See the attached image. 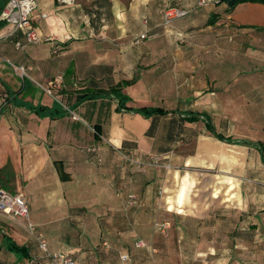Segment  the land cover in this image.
I'll return each mask as SVG.
<instances>
[{
    "label": "crops",
    "instance_id": "1",
    "mask_svg": "<svg viewBox=\"0 0 264 264\" xmlns=\"http://www.w3.org/2000/svg\"><path fill=\"white\" fill-rule=\"evenodd\" d=\"M92 1L66 5L36 0L32 26L43 40L17 48L16 42L24 43L23 31L0 37V91L6 95L0 98V189L27 197L31 218L47 238L49 250L70 253L76 264H141L144 252L152 258L159 232L152 222L159 216L171 219L169 210L186 219L175 227L177 242H192L197 259L228 264L235 255L222 242H232L239 227L264 233V193L243 198L240 181L227 175L217 186H230L225 177L234 180L236 197L231 203L223 201L220 190L223 206L210 202L218 199L212 194L192 212L187 193L180 212L174 204L170 207L168 201L176 193L166 186L161 190L166 210L154 209L152 215L151 208L126 209L121 191L115 190L125 182L126 155L142 159L157 155L172 161L174 169L167 172L172 171L176 190V175L187 171L181 174V167L210 168L221 159L223 168H228V158L217 150L221 145L252 150L247 167L257 166V159L264 166L262 139H237L222 132L223 120L231 124L239 120L234 109L223 111L222 72L228 70L208 67L206 50L199 46H179L182 37L192 35L198 40L202 31L213 28L214 42L220 47L224 42L231 53L254 43L264 52V38L255 31L264 28V4L244 2L223 14L226 4H215L216 0L204 4L201 0H99L94 7ZM171 4L190 12L165 27L162 12ZM83 8L91 10L79 15ZM213 10L221 13L220 18L203 27ZM6 29L3 24L0 36ZM144 31L150 38L133 44V38ZM18 65L28 68L29 77L14 72ZM57 76L60 82L53 83ZM116 84H122L117 94L100 93L77 101L83 90L96 93ZM43 88H50L53 95ZM143 107L167 112L137 111ZM245 119L249 124L251 118ZM209 122L234 141L216 138L207 127ZM229 150L236 159L237 149ZM85 205L91 207L88 216L93 224L87 225L76 214L72 216L75 229H59L58 224L71 216V208ZM195 219L197 225L191 223ZM17 226L0 216V264H52L31 241L18 240L22 233ZM5 238L25 245L29 256L20 258L8 251ZM139 240L144 247H136Z\"/></svg>",
    "mask_w": 264,
    "mask_h": 264
},
{
    "label": "rangeland",
    "instance_id": "2",
    "mask_svg": "<svg viewBox=\"0 0 264 264\" xmlns=\"http://www.w3.org/2000/svg\"><path fill=\"white\" fill-rule=\"evenodd\" d=\"M98 1L99 0H93L91 6H96ZM175 6L177 5L171 4L167 7ZM82 10L83 14L80 12L79 15H86L85 10L91 9L83 8ZM173 23H175V21ZM202 25H204V23H202ZM214 34L215 31L213 28H208L201 32L198 40L194 39L192 35L184 36L182 37V41H179V46L182 48H192L194 45L199 46V48L206 50V65L208 67L213 68L215 65H220L228 70L225 73L222 72V80L223 82H226L223 88H221L222 96L225 98L223 99V109H225L223 111L231 108L234 109V112H237L238 114L239 120H236L235 123L232 124L223 120L220 123L222 132L230 134L233 138L237 139H262L264 142V52L256 46L253 51L250 52H246V49L241 47L238 52L231 53L228 48L224 47V42L223 47H220L219 44L214 42V39L217 37V35ZM219 48H222V50H218ZM4 94L5 91H0V98H5ZM52 95L53 94L51 90L50 96ZM245 116L251 118V121H249L251 128L248 129L251 131L246 130V125L249 124H246L247 119H245ZM213 148L216 149V146H213ZM230 148L234 150L237 149L235 150L237 151L236 159L233 153L230 152ZM217 150L223 151V154H225V156L228 158L227 167L228 165L229 167L223 168L224 165L221 164V159L217 161L215 166L210 168L190 167L186 169L181 167V174L184 173L185 170L189 171L190 173L186 171L182 176L176 175L179 182L177 190L175 183L172 184V171L169 173L167 172V170L174 169L172 166V161L165 162L162 158L159 166H145L138 169L135 165L130 164L124 159L126 170L124 178L125 182L123 185L120 184L117 186L120 188V190L115 191L117 194H119L121 191V194L119 195L124 197L126 209L144 211L151 208L152 215L154 209L166 210L163 199H161V197L164 196V193H159V191L163 190L162 188L166 186H169L171 193H176L175 196L170 198L168 201L170 207L174 204L173 206L181 210L180 212H183V204L187 193L189 196L187 204L191 207L192 212L197 210L201 203H207L210 200V196L212 194L214 197L218 198L221 196L220 193L223 191V201L231 203L233 198L236 197V193L233 192L236 186L233 182L234 180L231 177H225V180L229 182L230 186H227L228 188L224 187L223 185H221V188L217 186L219 183L218 180L227 175L233 176L240 181V192L243 193V198L247 197V195L253 196L254 194L256 195L264 193V166L259 163L258 159L256 160L257 166L255 165L252 168H248L246 165V160L251 158L250 152H252V150L250 152H246L245 150L241 151V149L238 147H228L225 145L217 147ZM151 158H141V160L149 161ZM166 164H170L171 168L166 169L164 167ZM190 174L192 175V179ZM149 184L150 186L147 187ZM151 192L153 196L152 199L149 197ZM128 194H135L137 196L138 202L133 205L128 204ZM220 198L210 202L219 203L222 204L221 206H223L225 203L220 202ZM93 206L97 207L98 205L95 204ZM89 208H91L89 205H85V207L71 208V216L69 218H64V222L58 224L59 229L62 231L64 230L65 232L69 229H75L73 224L74 218L72 216L76 214H81L87 225H90L91 223L93 224L94 222H92L88 216ZM169 211L171 217H176L177 213L175 210ZM65 220L68 221L66 222ZM97 221L100 224L99 217H97ZM162 221V217L159 216V218H157V220L152 223L156 226V223H160ZM174 221H176V219H174ZM9 222L11 223V221ZM241 222L243 221L240 218L238 221L239 225ZM36 228L38 230L37 225ZM240 228L241 227H239L237 232L232 234V242L231 239L228 242H222L223 244H226V251L229 253L233 252V255H235L228 264H264V233L257 232L255 230L252 233L245 232ZM18 229L22 233L18 240H20V242L25 240L31 241V244L36 248V242L28 235L25 229L17 226V230ZM168 230L169 228L165 231L166 235L161 233L159 230L158 231L166 238L168 236ZM175 230L176 229H174L172 232L170 241L166 245L167 247H164L165 250L168 251V258H164V256L161 257V255H159L160 251H150L153 256L159 255V257L156 256L157 259L152 257L155 259V261L152 260L154 264H166V261L170 264H215V260H213V258L207 260L197 259L194 253L195 250L193 243L186 242L183 245L182 243L177 242L176 239H174L177 235ZM39 232L44 238H46L41 231ZM205 235L206 238H209L210 233H206ZM218 260L222 259L218 258ZM141 262L142 260L140 259V263Z\"/></svg>",
    "mask_w": 264,
    "mask_h": 264
},
{
    "label": "built area",
    "instance_id": "3",
    "mask_svg": "<svg viewBox=\"0 0 264 264\" xmlns=\"http://www.w3.org/2000/svg\"><path fill=\"white\" fill-rule=\"evenodd\" d=\"M61 4L70 5L74 0H58ZM204 0L200 1V4H204ZM36 7V0H7L5 5L0 11V21L7 26V31L1 35L8 36L17 31H23L24 43L16 42L17 48H23L26 44H36L43 40L36 33L32 26V15ZM190 12L189 9L184 7H169L162 14L161 25L168 27L173 24L174 21L184 18ZM146 23V20H144ZM150 38V35L144 31L136 35L132 43L139 44L142 41ZM27 67L24 65L14 66V72L21 78L29 77L27 73ZM61 77L57 76L53 83L60 82ZM48 94H51L50 88H43ZM4 97L6 95L4 94ZM125 159L132 165H135L138 169L145 166H159L162 160V156H153L149 161H142L141 158L134 156H125ZM161 166V165H160ZM166 169L171 168L170 164L164 165ZM162 193V191H159ZM128 204L133 205L138 202L135 194L127 195ZM0 216L7 220L21 226L25 229L28 235L36 242L38 250L42 256L50 259L52 264H75L74 258L66 252L58 251L53 252L48 248V244L43 235L37 231L35 223L30 218L29 212V199L20 193H10L3 189H0ZM170 223L167 221L156 223L157 229L166 235V229H168ZM145 243L139 240L136 243V247H144Z\"/></svg>",
    "mask_w": 264,
    "mask_h": 264
},
{
    "label": "trees",
    "instance_id": "4",
    "mask_svg": "<svg viewBox=\"0 0 264 264\" xmlns=\"http://www.w3.org/2000/svg\"><path fill=\"white\" fill-rule=\"evenodd\" d=\"M6 1L7 0H0V11L3 8V6L5 5ZM244 2H259V3H263L264 4V0H216L215 1V4H223V3L226 4V7L223 9L222 13L223 14H229V13H231L233 11V9L238 4L244 3ZM167 8H169V7H165L163 9V12ZM163 12H162V14H163ZM220 14L221 13H219L218 11H214V10L211 11L209 13V15H208V18L204 22L203 27L204 26H212V25H214L216 23V21L220 18ZM3 24L4 23L2 21H0V28L2 27ZM255 31L258 33V35L260 37H263L264 38V35H263L264 34V28H257ZM256 46L259 47L260 49H262L261 46L258 45V44H256V43H254L253 46H243V48L246 49V47H248V49H250V50H247L246 49V51H249L250 52V51H253V49ZM120 86H122V84L121 85L120 84H116V85L110 87L108 90H102V91L96 92V93L95 92H92V91H84L83 90V91H81L80 93L77 94V101L95 97V96H97L100 93H102V94H117L120 91V88H121ZM38 110H39V108H38ZM41 110H43V108H40L39 111H41ZM137 111H141V112L146 113V114H149V115H152V114H165L167 112L166 110H163L162 108H159V107H143V108H139ZM207 127L209 128V131L216 138H218L219 140L226 141V142H232V141H234L231 137L224 136L223 134L216 132L214 130L213 126L210 124V122L207 124ZM259 145H260L259 147H260V151H261L260 152L261 153V158H262V161L264 163V142H260ZM126 156L129 157L130 155H126ZM125 160L128 162L127 159H125ZM174 219H176V221H174ZM185 220L186 219L183 218V216H181L180 214H176V217L172 216L171 219L170 218L169 219H163L162 222L167 221V222L170 223V226H169V230L167 231L168 236L166 238L161 233H159V232L156 233L157 240L155 241V249H156V251H160L159 255H161V257H163V256H164V258L165 257L166 258L169 257L168 251L165 250L164 247H167L166 245L170 241V237L172 235V232L174 231V229H176L175 227L177 225L184 224L185 223ZM191 223L197 225V219L192 220ZM100 224H102V220L101 219H100ZM4 243H5V246H6V248H7L8 251L19 255L20 258H24V257L26 258V257L29 256V249L25 245H19V244L15 243L13 240H11L10 238H5ZM143 251H145V250H143ZM66 253H68V252H66ZM68 254L71 255L70 253H68ZM129 254H130V252H129ZM144 255H146L147 258L144 257ZM159 255H156V256L159 257ZM156 256H152V257L155 258V259H157ZM153 258H150L147 252H144V253H142V262H141V264H149V263L154 264L152 262V260L155 261V259H153ZM74 260H75V258H74ZM165 263L166 264H170L167 261ZM75 264H76V260H75Z\"/></svg>",
    "mask_w": 264,
    "mask_h": 264
}]
</instances>
